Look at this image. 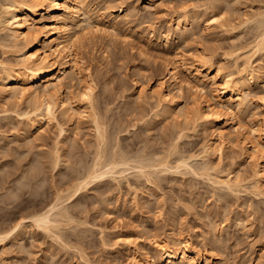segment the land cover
Returning <instances> with one entry per match:
<instances>
[{"label": "rangeland", "instance_id": "rangeland-1", "mask_svg": "<svg viewBox=\"0 0 264 264\" xmlns=\"http://www.w3.org/2000/svg\"><path fill=\"white\" fill-rule=\"evenodd\" d=\"M6 1L0 0V5ZM86 2L98 27H104L102 18L110 11L119 14L121 4L132 12L127 23L115 30L91 32L86 36L89 39L76 45L80 73H73L63 91L64 95L72 93L81 108L89 109L81 92L86 82L90 84V107L100 123H105L101 124L106 139L98 143L90 118L77 113L75 123L58 117L64 128L61 133L54 122L41 123L40 129L31 131V122L18 115L26 110L30 113L32 103L0 95V234L18 222L25 227L18 241L10 238L0 243V264H133L127 246L119 239L133 241L140 252H149L154 240L173 243V238L187 240L198 252L196 264H264V197L256 194L250 178L244 179L252 164L234 145L223 150L220 160L210 154L213 169L208 173L199 169L204 163L199 158L189 161L191 167L151 174L150 181L131 169L95 180L66 199L72 177L92 162L97 144L102 146V160L122 149L128 156L156 151L155 157L167 155L168 165L173 167L178 156L197 154L202 142L211 141L212 128L185 125L181 118L163 112L154 90L165 74L164 62L174 65L180 58L186 63L204 58L209 72L236 75L232 55L251 51L259 33L255 19L264 18V0ZM212 15L217 21H210L206 28L205 21ZM195 16L200 20L191 24ZM37 18L42 21L48 15ZM185 29L189 33L181 36ZM254 59L258 72L264 50L255 53ZM19 60L17 46L0 31V62L15 64ZM262 75L247 97L249 114L258 122L264 121ZM178 77L192 84L182 71ZM163 88L177 93L166 78ZM212 89L205 85L202 97L210 98ZM190 93L182 85L178 100L183 106H191ZM178 127H184L185 136L171 150L169 137ZM55 150L61 160L53 166ZM227 172L229 178L238 175L242 179L234 191L214 182ZM59 191L62 206L71 217H60L59 227L53 230L36 227L31 218L52 203ZM214 235L217 241L210 243ZM114 242H118L117 248Z\"/></svg>", "mask_w": 264, "mask_h": 264}, {"label": "bare ground", "instance_id": "bare-ground-1", "mask_svg": "<svg viewBox=\"0 0 264 264\" xmlns=\"http://www.w3.org/2000/svg\"><path fill=\"white\" fill-rule=\"evenodd\" d=\"M117 10L119 14L113 15L110 11L109 15L102 18L104 27H98L92 20L86 0H7L0 5V31H5L12 46H17L20 56L19 62L15 64L0 62L2 72L0 95L17 102L27 100L32 103L30 106L33 109L30 113L33 114L34 119L30 118L29 110L18 115L26 117L31 122L28 124L31 126V131L40 129L41 123L54 122L56 126H59L61 133L64 128L61 127L58 117L75 123L76 118L73 116L77 113L90 118L100 140L98 143L105 142L102 131L105 123L101 122L103 125L100 123L97 112L90 107L93 101L90 84L86 82L81 92L89 109L81 108L72 93L64 95L63 91L65 85L72 80L73 73H80L74 52L76 45L84 39H89L91 32H103L102 30L106 28L115 30L121 26V23H127L132 17L131 10L123 4L119 5ZM42 14L48 15V19L39 21L37 17ZM199 20V17L195 16L191 24H196ZM212 20L217 21L216 16L212 15L210 20H204L206 28L210 26L209 23ZM179 21L178 18L177 25L180 24ZM255 21L259 33L257 31V36L255 34L257 39L254 38L251 51H239L232 55L234 64L237 66L236 75L231 72L221 75L218 70L209 72L210 66L206 65L208 60L204 58L194 63H186L181 58H177L179 60L174 65L169 60L164 62L165 74L161 76L154 90L158 103L163 107V112L175 118H181L179 121H183L185 125L199 124L204 128H212L214 137L210 142L208 140L202 142L197 154L178 156L173 167L168 165L167 155L155 157L156 151L147 153L143 150L141 153L128 156L122 149L123 154L120 153L121 151L111 152L102 160L104 154L102 146H98L101 143L97 144L92 162L84 164V169L81 168L84 171L79 168V171L76 170L77 174L75 173L76 175L72 177L73 182L67 188L69 193L66 199H71L95 180L131 169L135 170L139 177L150 181L151 174H158L171 168L191 167L189 161L199 158L204 162L199 169L208 173V170L213 169L208 161L210 154L215 153L214 155L220 160L223 150L232 145L237 146L244 158L251 161L252 169L248 177L244 179L250 178L253 189L257 191L256 194L264 197V121L258 122L252 118L248 111L251 102L247 99L252 84L259 81L261 74L264 73V63L258 66V72L254 71V55L264 50V18H257ZM43 28L48 29L47 33H44ZM188 33L189 29H185L181 36ZM46 40L48 43L44 47L42 44ZM179 71L186 74L192 84L180 80ZM165 78L175 86L176 95L171 90L163 88ZM182 85L190 89V107L183 106L178 100L182 93ZM205 85H209L211 89L213 87L210 98L201 95ZM127 127L125 126L123 130ZM183 129L184 127H178L177 131L169 137L168 147L171 150H176L177 140L185 136ZM57 151L54 152L53 166L57 165L59 159L61 160ZM229 175L230 172H227L223 178H217L214 182L220 187L234 191L242 179L238 175L229 178ZM61 195V191L57 192L54 201L47 203L45 208L36 212L31 218L36 227L53 230L59 227L60 217H71L68 208L62 206ZM24 232L25 227L18 222L5 233L0 234V243L5 244L10 238L18 241ZM211 238L210 243L217 241L216 235ZM119 240L127 246L128 257L133 264H196V257H198V252L188 245L187 240L177 242V238H173V243H170L166 239H156L152 242L154 248L149 252H140L133 241ZM117 244L118 242H114L116 245L114 248H117ZM114 248L111 249L115 250Z\"/></svg>", "mask_w": 264, "mask_h": 264}]
</instances>
